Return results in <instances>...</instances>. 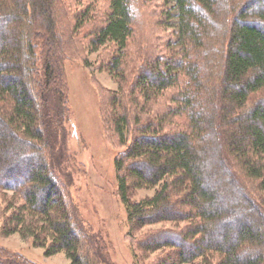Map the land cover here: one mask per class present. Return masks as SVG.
<instances>
[{
  "label": "trees",
  "instance_id": "1",
  "mask_svg": "<svg viewBox=\"0 0 264 264\" xmlns=\"http://www.w3.org/2000/svg\"><path fill=\"white\" fill-rule=\"evenodd\" d=\"M73 1L0 0V234L68 264H113L49 160L63 61L89 66L84 52L100 49L117 82L94 80L124 147L115 173L132 247L155 254L146 264H264V0H163L166 41L130 54L142 0L101 12ZM137 188L153 193L132 199ZM0 264L35 263L0 246Z\"/></svg>",
  "mask_w": 264,
  "mask_h": 264
},
{
  "label": "rangeland",
  "instance_id": "2",
  "mask_svg": "<svg viewBox=\"0 0 264 264\" xmlns=\"http://www.w3.org/2000/svg\"><path fill=\"white\" fill-rule=\"evenodd\" d=\"M83 1L75 4L82 5L85 3ZM142 1H136L134 5L135 30L133 38H130L129 54L136 51V45L142 44V38L154 41L152 44L155 45L161 44L170 32L168 22H160L164 19L160 13L166 8L163 0ZM105 3L106 0H88L90 8L93 6L99 12ZM84 54L89 66L82 57L75 55L63 61L68 101L65 110L60 108L59 111L57 105L53 107L54 114L60 112V118L57 128L51 131L55 133L56 142L51 148L53 152L49 154V160L64 183L67 197L77 208L86 230L100 239L105 257L113 264H146L155 254L148 258L142 255L132 247L127 236L126 211L118 194L115 173V156L124 147L117 143L111 130L101 120L99 94L94 80L111 90L117 87V82L104 68L105 50ZM217 179L220 178L216 177L215 181ZM152 193L153 189L137 188L132 190L130 196L139 199ZM2 194L0 223L5 214ZM9 196L11 192H7ZM252 215L254 217L255 213ZM165 224L172 226L173 223ZM0 246L35 264H68L63 251L44 255L42 247L33 246L29 238H22L17 233L0 234ZM134 252L137 256H134Z\"/></svg>",
  "mask_w": 264,
  "mask_h": 264
}]
</instances>
